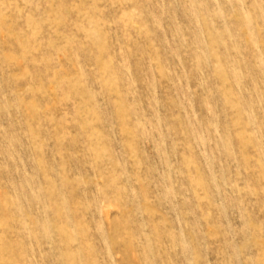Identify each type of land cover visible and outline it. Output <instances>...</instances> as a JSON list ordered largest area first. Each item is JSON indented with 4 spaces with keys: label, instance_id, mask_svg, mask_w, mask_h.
Instances as JSON below:
<instances>
[{
    "label": "rangeland",
    "instance_id": "374dc122",
    "mask_svg": "<svg viewBox=\"0 0 264 264\" xmlns=\"http://www.w3.org/2000/svg\"><path fill=\"white\" fill-rule=\"evenodd\" d=\"M0 264H264V0H0Z\"/></svg>",
    "mask_w": 264,
    "mask_h": 264
}]
</instances>
